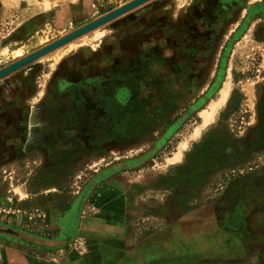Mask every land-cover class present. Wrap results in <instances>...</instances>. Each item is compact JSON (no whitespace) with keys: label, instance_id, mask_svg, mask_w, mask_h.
<instances>
[{"label":"rangeland","instance_id":"1","mask_svg":"<svg viewBox=\"0 0 264 264\" xmlns=\"http://www.w3.org/2000/svg\"><path fill=\"white\" fill-rule=\"evenodd\" d=\"M211 32L152 51L128 90L110 78L66 91L55 66L29 82L16 141L0 156V264H80L71 256L97 246L86 232L109 224L137 242L171 238L169 255L183 256L168 264H264V15ZM64 34L47 28L35 46ZM19 50L0 68L33 52ZM38 242L51 247L38 253Z\"/></svg>","mask_w":264,"mask_h":264},{"label":"crops","instance_id":"2","mask_svg":"<svg viewBox=\"0 0 264 264\" xmlns=\"http://www.w3.org/2000/svg\"><path fill=\"white\" fill-rule=\"evenodd\" d=\"M130 1L132 0H0V34L9 33L10 27L12 31L10 41L0 43V63L5 55L21 48L32 49L31 52H34L48 45L49 42L35 46L47 28L51 32L65 31L66 34L58 37L60 39ZM240 3L245 5L242 10ZM207 5L224 9L227 17L218 22L207 19ZM242 12L264 15V0H253L252 3L249 0H153L1 79L0 95L8 102V108L17 109L18 121L32 94L30 90L27 91V88H31L29 82L33 84L35 80H41L45 66H55L51 68L50 74L63 75L68 83H77L85 80L86 65L90 66L96 76H101L108 68L119 63L114 58L121 60L124 56L126 63H137V59H143L154 48L163 47L169 40H201L205 30L211 28L210 25L225 24L234 17L239 19L240 16L243 17ZM212 35L209 31L207 38ZM203 38L205 40V36ZM6 49L8 52L2 54ZM87 82L86 78L82 83ZM17 128L18 126L15 129ZM11 130V125H7L4 130L0 128L1 157L16 141V136L10 134ZM102 225L106 226L107 223ZM108 228L97 233L86 232L90 239L96 240L97 246L92 244L85 253L77 254L79 257L71 256L70 260L77 258L81 260L80 264H168L169 259L183 256L180 253L169 255L170 247L166 244L173 242L171 238L159 240H163L164 244L159 241L154 243V237L149 234L150 236L146 235L137 242L130 237L131 232L126 230V225L109 224ZM189 228L183 233L192 239L196 231H189ZM126 240L129 246L123 247ZM33 245L38 251L42 247H51L39 242ZM171 249L174 250L175 247L171 246ZM120 256L127 258L120 259ZM39 261L41 262L38 264H47L43 259ZM62 261L59 264H63Z\"/></svg>","mask_w":264,"mask_h":264},{"label":"flooded vegetation","instance_id":"3","mask_svg":"<svg viewBox=\"0 0 264 264\" xmlns=\"http://www.w3.org/2000/svg\"><path fill=\"white\" fill-rule=\"evenodd\" d=\"M208 6V5H207ZM212 8V9H209ZM205 11L209 14L207 15V19L209 20H214L217 21L220 19H223L225 17H227L226 12L224 11V9H221L219 7H213V6H208ZM223 14H222V12ZM221 12V13H220ZM218 25H221L220 23H217L215 26L214 25H210L211 28L205 30L206 32H211L212 30H215L216 27ZM213 33V32H211ZM211 40V38H209ZM174 41V42H173ZM178 41H189L192 42L191 47H194V45L196 44L195 40H185V39H178V40H169L167 42H165L164 46H173V47H178L177 42ZM175 43V44H173ZM105 44V42H104ZM163 46V47H164ZM161 47V48H163ZM161 48H154L152 51L156 50V49H161ZM152 51L149 52L148 55H146L143 59H137L138 62L136 63V61H134L133 63H126L127 60L124 59V56L121 57V60L119 59H113V60H117V62H119L118 64H115L113 67H111V69H108V71L104 74H102L101 76H96L91 70H90V66L86 65L84 68V77L85 80L86 78L88 79L87 83H82L83 81L85 82V80L83 79V81H79V82H71L68 83L67 81L64 80V77L61 76L62 78V83H65L64 86L67 87L65 90L68 91L69 88H75V86H77L79 83L82 85H86L87 87H90L91 84L95 83V82H99V81H103L105 79H114V80H118V84L122 83L123 85H120L116 91H118V89H127L130 88V84L132 83V81L136 80L138 77V74H141V68H142V64H146V67H148L149 70V65L150 63H152L153 57L155 56H159L155 53H151ZM117 56V54L115 55ZM140 61V62H139ZM148 72V71H146ZM8 102L3 99V97L0 95V128H2L3 130L5 129V127L8 125H11V135H15L17 136V133H19V129H20V120L18 119L17 121V109L13 108H8ZM18 124V125H17ZM16 126H18L17 130L15 129ZM10 131V130H9ZM2 133H5L4 131ZM17 141H19V138L17 137ZM12 147V146H11ZM9 148V147H8ZM18 145L16 147V149H18ZM4 157H8V149L7 152L4 154Z\"/></svg>","mask_w":264,"mask_h":264},{"label":"water","instance_id":"4","mask_svg":"<svg viewBox=\"0 0 264 264\" xmlns=\"http://www.w3.org/2000/svg\"><path fill=\"white\" fill-rule=\"evenodd\" d=\"M151 1L153 0H132L120 6L119 8L95 19L94 21L72 31L64 37H61L60 39H57L54 42L49 43L48 45L32 52L31 54L11 63L10 65L1 67L0 80Z\"/></svg>","mask_w":264,"mask_h":264},{"label":"bare ground","instance_id":"5","mask_svg":"<svg viewBox=\"0 0 264 264\" xmlns=\"http://www.w3.org/2000/svg\"><path fill=\"white\" fill-rule=\"evenodd\" d=\"M3 50H4V49H3ZM7 51H8V50L6 49V50L4 51V53H6ZM13 53H14V52H13ZM12 55H13V54H12ZM22 55H23V51H22V50H18V51H16L15 54H14L15 57H20V56H22ZM228 96H229V88L226 87V88L222 91V93L220 94V96H219V98L217 99V101L215 102V104H214V106H213V108H212V113L209 114L208 116H206V119H205V121H204V126L210 124V123L214 120L213 117L215 116L217 109L220 108V107L226 102ZM200 131H201V130L199 129V130L196 132V135H197V136L200 134ZM177 158H178V159L181 158V153L177 154Z\"/></svg>","mask_w":264,"mask_h":264}]
</instances>
